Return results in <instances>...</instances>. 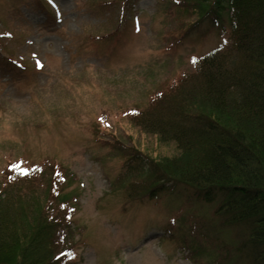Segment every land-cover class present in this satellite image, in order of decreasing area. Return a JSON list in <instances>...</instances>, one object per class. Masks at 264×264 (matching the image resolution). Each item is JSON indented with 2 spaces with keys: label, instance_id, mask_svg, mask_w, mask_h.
<instances>
[{
  "label": "rangeland",
  "instance_id": "374dc122",
  "mask_svg": "<svg viewBox=\"0 0 264 264\" xmlns=\"http://www.w3.org/2000/svg\"><path fill=\"white\" fill-rule=\"evenodd\" d=\"M182 19L166 0H0V176L9 163L62 167L73 264H216L236 242L215 202L180 190L127 201L122 190L148 177L134 153H176L127 111L219 43L208 22L178 39Z\"/></svg>",
  "mask_w": 264,
  "mask_h": 264
},
{
  "label": "trees",
  "instance_id": "16d2710c",
  "mask_svg": "<svg viewBox=\"0 0 264 264\" xmlns=\"http://www.w3.org/2000/svg\"><path fill=\"white\" fill-rule=\"evenodd\" d=\"M166 1L183 14L178 39L208 22L219 43L127 111L135 127L176 153H134L148 177L127 180L123 194L151 201L180 190L215 202L217 227L236 239L218 247L215 263L264 264V0ZM12 164L0 176V264H73L74 205L62 193V167L22 173Z\"/></svg>",
  "mask_w": 264,
  "mask_h": 264
},
{
  "label": "snow or ice",
  "instance_id": "6c2138e0",
  "mask_svg": "<svg viewBox=\"0 0 264 264\" xmlns=\"http://www.w3.org/2000/svg\"><path fill=\"white\" fill-rule=\"evenodd\" d=\"M137 30H139V29H137ZM196 59H197L196 57H193V62H195ZM41 66H42V65H41ZM10 167H12V168H18L19 166L16 165V164H12V165H10ZM20 171H21L22 173H27L29 170L26 169V168H24V169H20Z\"/></svg>",
  "mask_w": 264,
  "mask_h": 264
}]
</instances>
